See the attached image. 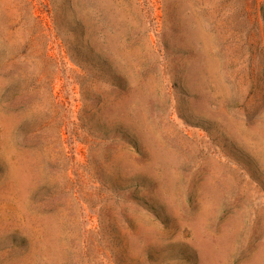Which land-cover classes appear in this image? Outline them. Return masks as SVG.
<instances>
[{"label":"rangeland","instance_id":"1","mask_svg":"<svg viewBox=\"0 0 264 264\" xmlns=\"http://www.w3.org/2000/svg\"><path fill=\"white\" fill-rule=\"evenodd\" d=\"M0 264H264V0H0Z\"/></svg>","mask_w":264,"mask_h":264},{"label":"trees","instance_id":"2","mask_svg":"<svg viewBox=\"0 0 264 264\" xmlns=\"http://www.w3.org/2000/svg\"><path fill=\"white\" fill-rule=\"evenodd\" d=\"M73 24V29H71L72 32L77 34V38H78V48L75 51L77 54H80L81 51L83 50L85 52L86 45H88L89 42L86 41V33H85V28L83 23L79 20V19H74V21L72 22ZM84 62H86L85 64L87 65H92V63L94 62V66L99 69L102 68L104 69L107 64L104 62V60L99 57V56H95V58H89L88 54L85 55V59L83 60Z\"/></svg>","mask_w":264,"mask_h":264}]
</instances>
